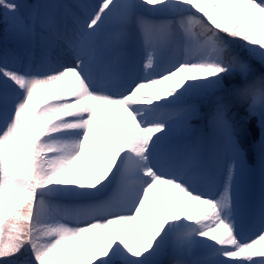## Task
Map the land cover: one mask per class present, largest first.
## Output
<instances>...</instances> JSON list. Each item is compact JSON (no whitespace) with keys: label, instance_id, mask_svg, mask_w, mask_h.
Wrapping results in <instances>:
<instances>
[{"label":"snow or ice","instance_id":"1","mask_svg":"<svg viewBox=\"0 0 264 264\" xmlns=\"http://www.w3.org/2000/svg\"><path fill=\"white\" fill-rule=\"evenodd\" d=\"M0 22V264H264V0H0Z\"/></svg>","mask_w":264,"mask_h":264},{"label":"rangeland","instance_id":"2","mask_svg":"<svg viewBox=\"0 0 264 264\" xmlns=\"http://www.w3.org/2000/svg\"><path fill=\"white\" fill-rule=\"evenodd\" d=\"M22 3H24L21 0ZM5 27V25H4ZM3 35L5 36V33H3ZM4 38V37H3ZM9 43H11L10 40H7ZM142 94L147 95L149 93L143 92ZM161 95H163L161 93ZM174 191L173 189H167L166 186H159L157 192H156V205L157 208H159L160 210L164 211L166 213L167 210L171 211V207H172V200H171V195H174ZM167 203V204H166ZM203 206L198 204L195 201H191L189 200L187 197H184L183 195L181 196V202L178 208V212L181 216H184L186 214L189 213V211L191 212V214L193 215V217H195L198 214H201L203 212ZM245 233H248L247 235H245ZM255 231L253 230L251 231H244V236H252L254 235Z\"/></svg>","mask_w":264,"mask_h":264},{"label":"trees","instance_id":"3","mask_svg":"<svg viewBox=\"0 0 264 264\" xmlns=\"http://www.w3.org/2000/svg\"><path fill=\"white\" fill-rule=\"evenodd\" d=\"M2 25H3V23L2 22H0V31H1V27H2ZM2 47H4V45H2V44H0V48H2ZM194 101V100H193ZM195 102V101H194ZM199 103H201L202 105L204 104V101H198ZM205 109V113H207V111H208V109H207V107H205L204 108ZM198 123H199V120H193V125L194 126H196V125H198ZM204 127H205V121H204Z\"/></svg>","mask_w":264,"mask_h":264},{"label":"bare ground","instance_id":"4","mask_svg":"<svg viewBox=\"0 0 264 264\" xmlns=\"http://www.w3.org/2000/svg\"><path fill=\"white\" fill-rule=\"evenodd\" d=\"M147 93V92H146Z\"/></svg>","mask_w":264,"mask_h":264}]
</instances>
